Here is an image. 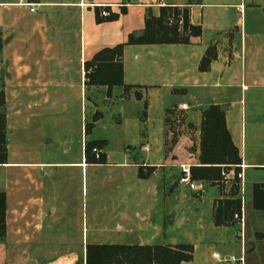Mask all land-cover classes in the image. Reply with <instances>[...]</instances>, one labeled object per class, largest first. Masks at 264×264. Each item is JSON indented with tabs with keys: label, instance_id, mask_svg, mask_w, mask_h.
<instances>
[{
	"label": "crops",
	"instance_id": "crops-1",
	"mask_svg": "<svg viewBox=\"0 0 264 264\" xmlns=\"http://www.w3.org/2000/svg\"><path fill=\"white\" fill-rule=\"evenodd\" d=\"M163 7L187 8L201 36L125 46L126 94L85 86L84 63L140 34ZM97 9L119 16L97 24ZM209 47L217 57L200 72ZM0 94V264H85L89 245L190 244L193 260L182 264L261 260L245 235L252 243L264 233V212L251 205L252 185L264 184V0H0ZM210 106L223 110L241 159L242 228L214 226L223 182L179 183L183 169L199 166ZM92 142H104V164L86 160ZM139 167L154 171L141 179Z\"/></svg>",
	"mask_w": 264,
	"mask_h": 264
},
{
	"label": "trees",
	"instance_id": "trees-1",
	"mask_svg": "<svg viewBox=\"0 0 264 264\" xmlns=\"http://www.w3.org/2000/svg\"><path fill=\"white\" fill-rule=\"evenodd\" d=\"M108 12V9H103ZM124 10L121 11V14ZM118 14L100 17V10L95 11L97 24L115 21ZM181 23V24H180ZM201 28L192 26L189 22L187 8L163 7L158 17L147 16L143 31L128 36L126 43L113 48L102 49L89 61L84 63L85 86L104 87L110 96L114 88L128 91L131 87L123 84V51L125 46L134 45H187L191 38L201 36ZM217 57L215 47H209L199 65L200 72H206L212 61ZM140 99V95H135ZM4 105L1 95L0 108ZM173 115V112L167 111ZM145 116V113L142 115ZM97 117L93 116L92 123L85 127L89 135ZM170 120H165L168 123ZM5 117L0 113V165L6 160ZM171 143L176 140V133L172 135ZM104 142H92L85 146V158L92 164H104L105 156L99 155L96 159L92 154L93 148H102ZM241 159L234 146L225 123L223 110L219 106H210L202 112L200 124V155L199 166L189 170L191 181L205 182L210 185L224 183V177L230 171L233 178L229 180V191L214 202L213 223L215 227H227L235 223L234 215L240 216L242 205L237 199L238 180L236 175L240 172ZM153 168L143 172L138 169L141 179L148 178ZM252 209L264 212V184H254L251 188ZM6 196L0 192V243L6 234ZM194 249L190 244L175 246H137V245H89L85 249V264H182L193 260Z\"/></svg>",
	"mask_w": 264,
	"mask_h": 264
},
{
	"label": "built area",
	"instance_id": "built-area-1",
	"mask_svg": "<svg viewBox=\"0 0 264 264\" xmlns=\"http://www.w3.org/2000/svg\"><path fill=\"white\" fill-rule=\"evenodd\" d=\"M108 15H109V13L106 12V11H104V10H102V11L100 12V16H101V17H107ZM180 24H181V23H180ZM0 98H1V94H0ZM91 152H92V154H94V156H95L96 159L99 158V155H100V150H99V149H97V148H93ZM182 172H183V176L179 179V183L185 185V186L188 187L190 190H195V189H196V184H195L194 182L191 181V179H190V174H189L188 169H183ZM236 179L238 180V184H237V187H238V194H239V193L241 194V199H240V201H241V205H242V203H243V197H242V194H243V192H244V191H243V185H242V180H243L242 172H240V173H238V174L236 175ZM229 180H230V178H228V175H226V176L224 177V184H225V185H228V184H229ZM241 212H242V210H241ZM233 220H234L235 222L238 221V222L240 223L241 228H242L243 222H242V216H241V214H240V216H238V215H234ZM231 264H244V261H243L242 258H240V259H237V260H233V261L231 262Z\"/></svg>",
	"mask_w": 264,
	"mask_h": 264
},
{
	"label": "rangeland",
	"instance_id": "rangeland-1",
	"mask_svg": "<svg viewBox=\"0 0 264 264\" xmlns=\"http://www.w3.org/2000/svg\"><path fill=\"white\" fill-rule=\"evenodd\" d=\"M235 42V41H234ZM236 46V45H235ZM237 48V47H236ZM131 90V89H130ZM129 91V90H128ZM128 91H124V93L126 94ZM172 112V111H171ZM181 118V117H180ZM177 120V119H176ZM177 125H180L179 122L177 123ZM229 187L230 184L225 185L224 184V190L229 191ZM253 246L254 250L255 248L259 251V255L261 260H257V261H248L246 264H264V233L262 234H258L257 238L255 240H253V242H249V238L245 235V246L247 249H251L250 246ZM253 250V249H252Z\"/></svg>",
	"mask_w": 264,
	"mask_h": 264
}]
</instances>
